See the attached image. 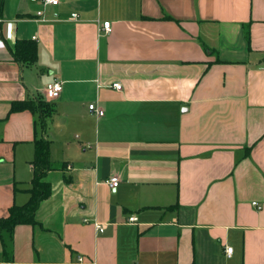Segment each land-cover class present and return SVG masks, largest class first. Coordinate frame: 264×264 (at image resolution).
Here are the masks:
<instances>
[{
    "label": "crops",
    "instance_id": "obj_1",
    "mask_svg": "<svg viewBox=\"0 0 264 264\" xmlns=\"http://www.w3.org/2000/svg\"><path fill=\"white\" fill-rule=\"evenodd\" d=\"M0 20V218L29 200L37 137L52 162L0 264H264V0H0ZM39 97L45 130L10 113Z\"/></svg>",
    "mask_w": 264,
    "mask_h": 264
},
{
    "label": "trees",
    "instance_id": "obj_2",
    "mask_svg": "<svg viewBox=\"0 0 264 264\" xmlns=\"http://www.w3.org/2000/svg\"><path fill=\"white\" fill-rule=\"evenodd\" d=\"M16 61L32 65L37 58V46L33 40H20L13 51ZM29 110L39 113V125L45 130L46 119L52 111V107L46 98L39 97L36 100L15 101L11 105L10 113ZM34 158L31 161L33 178L28 190L29 200L23 205H14L6 216L0 218V240L3 245V253L7 254L8 242L13 239V233L19 225H36V212L40 204L51 195V185L44 180L49 171L52 170L50 160V141L37 137L34 140Z\"/></svg>",
    "mask_w": 264,
    "mask_h": 264
},
{
    "label": "built area",
    "instance_id": "obj_3",
    "mask_svg": "<svg viewBox=\"0 0 264 264\" xmlns=\"http://www.w3.org/2000/svg\"><path fill=\"white\" fill-rule=\"evenodd\" d=\"M33 1H37V0H33ZM41 2L44 5H58L60 3V0H41ZM41 14V13H39ZM73 16H77V14H74ZM1 21V20H0ZM103 30H105L106 32H110L111 31V26H110V22H104L102 25ZM113 87L120 90L121 89V84L119 83H115L113 84ZM62 91V83L58 80H53L51 82H49L44 90V93L46 95V97L48 99H56L60 96V93ZM89 109L91 113L96 114L97 116H102L104 115V111L100 108H98L96 106V104H90L89 105ZM120 180L118 176H112L109 178L108 181H106L107 185L111 188V189H115L118 184H119ZM253 204L256 205V202H254ZM135 220H137V218L135 216H132L129 218V221L134 222ZM95 227L99 232H103L104 228L101 224L99 223H95ZM225 254L227 258H231L232 254H233V247L232 246H227L225 248ZM80 260H82L80 258Z\"/></svg>",
    "mask_w": 264,
    "mask_h": 264
}]
</instances>
